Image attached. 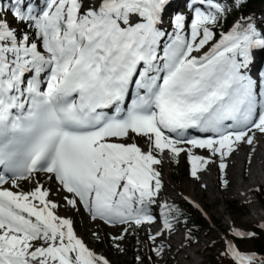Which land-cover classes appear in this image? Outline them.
Instances as JSON below:
<instances>
[{
	"label": "snow or ice",
	"instance_id": "obj_1",
	"mask_svg": "<svg viewBox=\"0 0 264 264\" xmlns=\"http://www.w3.org/2000/svg\"><path fill=\"white\" fill-rule=\"evenodd\" d=\"M173 3L0 0V264H110L59 215L40 173L68 208L112 227L153 224L159 208L156 244L182 213L160 201L165 154L186 153L199 180L214 157L223 173L241 145L255 151L264 136V17L241 14L248 0H184L175 11ZM29 180L34 188L20 191ZM127 234L111 237L117 250ZM153 251L166 254L162 244ZM221 256L264 264V253L232 241Z\"/></svg>",
	"mask_w": 264,
	"mask_h": 264
},
{
	"label": "rangeland",
	"instance_id": "obj_2",
	"mask_svg": "<svg viewBox=\"0 0 264 264\" xmlns=\"http://www.w3.org/2000/svg\"><path fill=\"white\" fill-rule=\"evenodd\" d=\"M180 1L182 4H184V0ZM261 17H264V7ZM260 67H264V59L262 58V54L261 57L259 56V61L257 62V68ZM258 141L259 152L264 155V136L258 137ZM131 142H136L145 148L147 147L146 139L144 137H135ZM237 150H239V148ZM193 153L205 158L210 156V153L206 149H193ZM240 155L241 160L239 170H241V167L248 168L249 157H247L243 151L240 152ZM174 160L177 161L179 170L181 172L177 184L173 183L170 178L171 168L169 167H171V157L168 154H165L162 164L158 165L162 167L163 183H167L175 193L181 195L180 199H171L166 202L171 205H180L184 207L188 206L187 209L190 212L191 218L193 220H198L202 226H205L206 229V231L204 229L201 230L197 235V238L201 236L203 242H200L205 247L202 246V249H200V251L194 255L195 264H201L203 261H205L206 249L210 248V245L213 243L217 242L219 244L215 248L214 252L220 253V251H224L226 243L231 241L226 235L228 232H230L232 235L234 230L248 233V229L245 227V225L249 224H253L258 227L264 226V218L260 221L253 217L254 212L264 214V204L258 201L253 193L260 187L264 190V183L255 184L250 192L243 194L244 198H241V196L236 197L234 195H229V181L226 177V171L223 173L220 172V169L218 168L219 160L218 158L214 157L213 160L216 162L205 166V168L207 167L210 169V174L213 177V180L209 182L213 190V194L211 195L208 191L204 190L203 197H198L196 200L188 199V197L184 196L183 193H179L178 191L183 190L185 194L189 195V192L186 190V186L194 180L190 174L191 165L189 158L186 153H181L180 157ZM47 177V175L40 173L38 178L41 183L45 184L50 189V198L60 203V209L58 210L59 215L72 219L74 230L78 236L82 238L98 255H102L107 258L110 261V264H122L125 260L130 261L132 257L136 256L139 248H144L147 254L152 252L155 253L153 249L157 245L149 239V236L154 234L152 226H158L162 228L163 219L162 216H160L159 208L155 209L154 214L156 215L157 219L153 224H144L140 227L135 225H132L131 227L128 225H118L116 227H112L110 225L104 224L102 221L91 220L88 214L84 211L76 212L75 210L68 208V206H66L63 202V196L65 194H63V191H57L59 185L55 183L54 180H51L54 181L53 185L52 182L51 185H48L49 179ZM225 180L227 181V186L224 185L223 181ZM241 181V183L244 182V180ZM20 185L21 188L19 190L24 192L31 191L35 186L31 180L24 181L20 183ZM218 185H220V187H218ZM230 200L236 201L237 204L244 203L246 205L247 211L242 217H236L234 214L229 213L228 210L225 209L224 203ZM163 203L164 202H161V204ZM123 229H128V234L122 241L124 245H128V253L120 252L115 254L110 250L111 243L113 242L111 237L120 235ZM94 234L101 235L103 239L98 241ZM197 238L193 240V242L198 241L199 239L197 240ZM180 244L181 248H189V245H185V235L183 229L180 233ZM178 254L179 252L177 250L169 252L166 251V254L163 257L157 256L158 259H155V262L160 263L161 259H165L167 260L168 264H180L178 260ZM190 258L191 256H187L185 259H183V261H188Z\"/></svg>",
	"mask_w": 264,
	"mask_h": 264
},
{
	"label": "bare ground",
	"instance_id": "obj_3",
	"mask_svg": "<svg viewBox=\"0 0 264 264\" xmlns=\"http://www.w3.org/2000/svg\"><path fill=\"white\" fill-rule=\"evenodd\" d=\"M180 3H181L180 0H174L172 11ZM258 61H259V57H258ZM241 151H243L247 157L251 156V162L250 163L248 162V168L241 167V170H239ZM170 163H172V158ZM225 163L227 164V168L225 169V171H226L227 180L229 181V188H228L229 195H234L236 197L241 196V198H244L243 194L250 192L255 184L264 183V155L259 152V141L255 145L254 152L251 151V148L249 146L241 145L239 147V150L233 152L232 155L225 160ZM199 175L201 177L199 180L194 179L190 184L186 186V190L189 192V195L185 194L183 190H179L178 192L183 193L184 196L188 197V199H193V200H196V198L198 197L199 198L203 197L204 190L208 191L209 194L212 195L213 190L209 182L213 180V177L210 174V169H208L207 167L204 168V170H202L199 173ZM241 180H244V182L241 183L242 182ZM51 182L53 185L54 181L51 180H49L48 185L49 184L51 185ZM220 185H218V187H220ZM63 194L65 193L63 192ZM180 196L181 195L175 193L167 183H164V189L162 190V196L160 197L161 202H166L171 199H180ZM253 217L261 221L264 218V214L254 212ZM152 228L154 234L157 233L158 231H161V228L158 226H152ZM181 230L182 229L179 227H174V229L168 232L165 237L158 239L156 245L162 244L163 247L165 248V252L177 250L179 252L178 260L180 264H195L194 255H196L197 252L200 251V249H202V246H204L201 244V242H203L202 238L201 236L198 238L196 237L197 240L198 239L199 240L195 242L192 241V243L189 245V248L186 249L181 248V244H180ZM187 256H191V258L188 259V261H183V259H185Z\"/></svg>",
	"mask_w": 264,
	"mask_h": 264
},
{
	"label": "trees",
	"instance_id": "obj_4",
	"mask_svg": "<svg viewBox=\"0 0 264 264\" xmlns=\"http://www.w3.org/2000/svg\"><path fill=\"white\" fill-rule=\"evenodd\" d=\"M263 7H264V0H248L247 6L244 8L243 13L241 14H249V15H256L258 18H260L263 14ZM236 19V16H232L228 19V24L225 25V28L230 26L233 22V20ZM172 167H170V178L173 181V183L177 184L178 180L180 178L181 172L179 170V165L176 160L173 159L171 163ZM158 170L162 172V167L158 166ZM255 197L260 201L262 204H264V190L260 187L258 190L253 192ZM225 204V209L228 210L229 213L234 214L236 217H242L246 211V205L244 203L237 204L236 201H227ZM182 210V213L180 214V219L177 222V220L173 219L172 224L173 227H179L182 228L185 235V241L190 245L192 241L197 237L199 232L201 230H205V226H202L198 220H193L190 216V212L188 211V206H180V205H174ZM163 219V217H162ZM218 225V223H217ZM218 227V226H217ZM247 227L248 233H257V235L254 238H233V235L228 232L226 235L227 237L236 245L237 249L241 251L242 253H251V252H257V253H264V229H261L260 227L249 224L245 225ZM116 242L113 241L111 243V252L118 254L120 252L128 253V245H124V243L120 242V249L117 250L116 248ZM219 244L213 243L210 248L206 249V256L205 261H203L201 264H230V261L225 259L221 256V253L223 251H220V253H216L215 248ZM214 253V254H213ZM137 257H143L144 264H168L167 260L161 259L160 263H156L155 259H158L155 253H149L147 254L144 248H139V250L136 253L135 257H132L130 261L125 260L122 264H140V262L137 260Z\"/></svg>",
	"mask_w": 264,
	"mask_h": 264
}]
</instances>
